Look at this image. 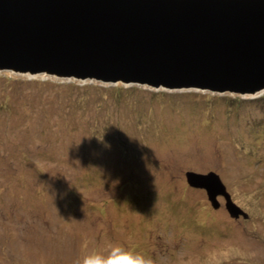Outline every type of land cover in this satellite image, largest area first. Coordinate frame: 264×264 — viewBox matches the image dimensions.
<instances>
[{
    "label": "rangeland",
    "instance_id": "obj_1",
    "mask_svg": "<svg viewBox=\"0 0 264 264\" xmlns=\"http://www.w3.org/2000/svg\"><path fill=\"white\" fill-rule=\"evenodd\" d=\"M236 96L0 71V264L108 243L153 264H264V93ZM187 172L217 174L246 216Z\"/></svg>",
    "mask_w": 264,
    "mask_h": 264
},
{
    "label": "water",
    "instance_id": "obj_2",
    "mask_svg": "<svg viewBox=\"0 0 264 264\" xmlns=\"http://www.w3.org/2000/svg\"><path fill=\"white\" fill-rule=\"evenodd\" d=\"M153 89L264 93V0H0V71ZM246 214L214 172L186 173Z\"/></svg>",
    "mask_w": 264,
    "mask_h": 264
},
{
    "label": "clouds",
    "instance_id": "obj_3",
    "mask_svg": "<svg viewBox=\"0 0 264 264\" xmlns=\"http://www.w3.org/2000/svg\"><path fill=\"white\" fill-rule=\"evenodd\" d=\"M75 264H153V260L119 244L108 243L103 250L85 251Z\"/></svg>",
    "mask_w": 264,
    "mask_h": 264
},
{
    "label": "trees",
    "instance_id": "obj_4",
    "mask_svg": "<svg viewBox=\"0 0 264 264\" xmlns=\"http://www.w3.org/2000/svg\"><path fill=\"white\" fill-rule=\"evenodd\" d=\"M121 90H123V88H121ZM118 91H120V90H118ZM121 92V91H120ZM165 93L166 92H152V95L153 96H157V95H163V96H165ZM166 95L167 96H169V95H171V94H167L166 93ZM237 98H234V99H230V101H240V99L238 98L239 96H236ZM261 100H264V96L259 100V101H261ZM240 102H242V101H240ZM261 130L262 131H264V128H261ZM261 133V132H260ZM259 134V133H258Z\"/></svg>",
    "mask_w": 264,
    "mask_h": 264
},
{
    "label": "bare ground",
    "instance_id": "obj_5",
    "mask_svg": "<svg viewBox=\"0 0 264 264\" xmlns=\"http://www.w3.org/2000/svg\"><path fill=\"white\" fill-rule=\"evenodd\" d=\"M26 75H30V74H26ZM39 75H43V76H44V74H39ZM34 76H38V75H34ZM203 115H204V114H203ZM202 117H203V116H202ZM207 125H208V123H207ZM220 179H221V178H220ZM222 183H224V182H222ZM230 195H231V194H230ZM237 195H238V194H237ZM219 197H220V196H219ZM219 197H218V198H219ZM234 197H235V196H234ZM236 197H237V196H236ZM236 197H235V198H236ZM235 198H234V199H235ZM236 199H237V198H236ZM218 200H219V199H218ZM223 201H224V199H223ZM219 202H220V201H219ZM220 203H221V202H220ZM221 204H223V202H222ZM222 206H224V205H222Z\"/></svg>",
    "mask_w": 264,
    "mask_h": 264
}]
</instances>
